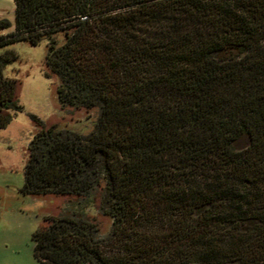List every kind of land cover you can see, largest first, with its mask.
<instances>
[{
  "label": "trees",
  "instance_id": "16d2710c",
  "mask_svg": "<svg viewBox=\"0 0 264 264\" xmlns=\"http://www.w3.org/2000/svg\"><path fill=\"white\" fill-rule=\"evenodd\" d=\"M13 2L0 128L20 109L1 49L21 39H46L62 106L97 109L86 134L30 114L20 190L79 197L111 221L101 235L83 213L46 215L34 257L264 264V0Z\"/></svg>",
  "mask_w": 264,
  "mask_h": 264
},
{
  "label": "rangeland",
  "instance_id": "374dc122",
  "mask_svg": "<svg viewBox=\"0 0 264 264\" xmlns=\"http://www.w3.org/2000/svg\"><path fill=\"white\" fill-rule=\"evenodd\" d=\"M10 25L0 29V36L14 31V2L0 0V21ZM62 37L58 35V42ZM1 51L12 55L2 73L19 82L17 98L20 109L12 113L10 122L0 128V264H41L33 255L32 233L46 215H62L72 211L93 218L99 232L105 235L111 225L110 218L97 206L73 195L24 194L23 169L27 159V146L38 128L30 118H40L45 127L55 125L89 133L97 117V109L85 110L62 106L56 88L59 79L46 65V39L32 44L29 40H16ZM247 144L243 137L235 148Z\"/></svg>",
  "mask_w": 264,
  "mask_h": 264
}]
</instances>
